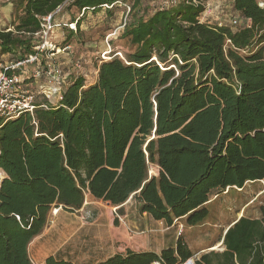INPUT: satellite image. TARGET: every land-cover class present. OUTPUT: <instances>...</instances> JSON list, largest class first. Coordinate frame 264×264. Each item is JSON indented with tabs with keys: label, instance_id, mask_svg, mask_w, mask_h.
<instances>
[{
	"label": "trees",
	"instance_id": "1",
	"mask_svg": "<svg viewBox=\"0 0 264 264\" xmlns=\"http://www.w3.org/2000/svg\"><path fill=\"white\" fill-rule=\"evenodd\" d=\"M260 2L234 0L243 19L236 27L205 22L202 0H177L140 17L142 0L14 2L13 24L0 28V58L9 55L12 63L35 53L43 19L60 7L52 21L70 39L82 18L58 22L66 8L85 10L84 17L105 5L129 6L121 39L131 50L101 61L90 85L69 75L55 104L38 94L33 71L23 78L35 109L0 124V264H32L29 246L52 208L77 213L87 196L121 215L132 199L156 221L196 227L211 221L215 198L264 180ZM72 23L76 31L65 26ZM260 215L241 218L225 235L226 251L195 264H264V206ZM193 257L180 235L175 248L127 250L97 264H185ZM46 264L73 263L49 257Z\"/></svg>",
	"mask_w": 264,
	"mask_h": 264
},
{
	"label": "rangeland",
	"instance_id": "2",
	"mask_svg": "<svg viewBox=\"0 0 264 264\" xmlns=\"http://www.w3.org/2000/svg\"><path fill=\"white\" fill-rule=\"evenodd\" d=\"M15 1L16 0H0V28L3 29L13 24ZM260 1L264 2V0ZM202 2L206 6L207 14H203L201 17L205 22H210L212 24L222 23L224 25L231 26V22L236 16V12L233 7V0H202ZM164 6L165 0H142L141 7L137 11V16L140 17L146 13L150 14L153 10H157ZM127 7L119 6L113 10H101L98 13L88 12L84 17H80L81 14L75 8H71V10H67L68 8H66L63 14L57 17L58 22L69 23L70 19L75 20L79 17L82 18L78 32L74 35H70V39L72 38L70 43H68L71 47L70 53L57 51L59 48L63 49L70 39L66 32V28H56L54 29L53 33L50 34V41L56 46V49L52 52H55L56 55L55 57L51 58L49 53V58L47 59L45 55L43 57L44 60L47 62L52 59L60 64L64 69L67 78L69 75L83 76L86 79L87 85L94 83L98 74L96 68L101 61L109 60L112 55L123 58L124 54L131 50L129 42L127 40L121 39L125 24L128 23L132 17V13L129 14ZM239 22L240 26L243 25V19L241 17ZM41 41L42 40L39 37H35L33 40L36 46ZM0 59L4 62H11L14 60L13 57L9 55H6ZM78 60L79 62L77 63ZM28 67L30 74V72L33 71V66ZM37 83L39 86L40 84H45L47 82L46 80L41 79L38 80ZM38 101L43 102V99L39 98ZM52 102L54 104L56 103L55 101ZM2 177L3 175L0 171V182ZM246 197L247 199L252 200L248 209V216H257L260 212V207L264 206V180L260 181L259 183H248L245 193L237 194L232 192L228 197H222L218 202L210 207V220L213 222H220L222 217L220 216L218 210L221 209V207H224V209L227 208V201H244L246 200ZM88 198L91 200V197L87 196L86 202ZM55 208L56 207L52 208L50 216L54 214ZM118 209L119 208L117 207H112L106 203L94 200V204L88 206L85 209L83 208L77 213H74L77 214L79 218L77 220L80 225L83 224L86 227L79 237L83 236L81 239H84L87 236L86 238L90 239L85 240L86 247L84 248H81L80 245L82 240L74 239L71 243V246L72 250L75 251V254L79 255L84 249L87 250V247L96 248L93 250L94 252L97 250L99 251L97 248L98 245L101 246V244L99 243V237L95 235L98 231L95 227L99 226L102 229L111 227V224H113L114 220L116 219H118L119 228L116 230L112 229V231H114L113 233L115 239L119 241L118 247H120L122 251L128 250V248H135L136 251H145L149 249L159 250L161 248L164 241L163 237L165 234H168V232H166L165 225H144L146 222L142 220L138 214H134L135 208L133 202L129 204L128 207L124 208L123 215L118 213ZM57 220L59 223H62L64 220H71V218L69 217L68 213H62ZM211 221L209 222V225L211 224ZM65 223L69 225V222ZM140 224H143V227H140ZM49 225H52V223ZM209 225L206 224L202 229L207 230ZM58 227L59 225L52 229L51 235L55 234V232H58V234L68 233L67 230L62 228L58 229ZM219 228L220 227H218V230ZM175 231L178 237L182 235L184 238L186 235L185 224H183V226H179V228ZM70 235L68 234L67 237ZM125 240H130L131 243L136 241L140 244L134 247L133 245H128V243H125ZM205 244L202 242V240H198V243L194 244L193 249L195 251H200L204 248ZM217 247L218 249L214 252L221 253L223 247ZM207 251L208 254L206 255H211V253H213L211 250ZM225 251H222V253Z\"/></svg>",
	"mask_w": 264,
	"mask_h": 264
},
{
	"label": "crops",
	"instance_id": "3",
	"mask_svg": "<svg viewBox=\"0 0 264 264\" xmlns=\"http://www.w3.org/2000/svg\"><path fill=\"white\" fill-rule=\"evenodd\" d=\"M234 2V0H233ZM12 13V12H10ZM239 14L236 13L235 18H238ZM37 85V82H36ZM245 190H240L237 189V191H232L237 194H242L245 193ZM232 192H229L228 190L220 195L219 197L215 198L212 202L213 205L218 202L222 197H228L231 195ZM134 203V208H135V215L138 214V216L144 220L146 223L144 225L146 226H158V225H165L166 226V232L168 234H165L163 237V244L159 250L156 249H149L145 251H136L135 248L128 250L136 251V252H155V253H160L162 250L167 249V248H175L176 243L178 240V235L176 234V229L179 228V226H183L184 221L182 220H176L172 226H168L162 221H156L154 220L151 216L148 214H141L138 211L137 205L135 201L130 199L125 205V207H128L129 204ZM252 200L247 199L246 200H234L233 202L227 201V208L224 209V207H221L219 209V214L222 217L220 222H213L211 221V224L206 223L209 225V228L207 230L202 229L203 226L206 224L196 226V227H187L186 225V235L184 236V240L188 244L190 250L194 253V260H199L203 255L208 254L207 250H211L214 252V248L219 246L223 247L222 251L226 250V247L224 246V238L227 233V231L233 227L242 217L250 219V220H259L261 218L260 212L258 213L257 216L255 217H249L248 216V209L251 205ZM94 204V199L91 198V200L88 198L87 202L85 203L84 209L87 208L88 206ZM62 213H68L69 217L71 220H64L62 223L58 222V218ZM247 215V216H245ZM78 216L77 214L70 213L68 211H65L63 208H55V212L53 215L49 216V222L48 225L39 237L34 239L32 243L29 246V255L32 260V264H46V260L49 257H55L56 259L59 260H66L70 261L73 264H97L99 262H103L107 260L108 258L114 256L115 254L118 253H125V251H122L120 247H118V240L115 239L114 236V231L117 228H119V224L115 225V220L114 223L111 224V227L108 228H100L99 226H96L95 228L99 231L95 234L97 237H99V243L101 244L98 245L99 251L97 250L94 252L93 250L96 248H89L87 247V250L84 249L83 252L78 255L75 254V251L72 250L71 243L74 239H79L82 240L81 242V248L86 247L85 246V240H90L89 238H83L79 237L82 233L83 230L86 229L85 225H80L78 222ZM65 222H69V225L66 224ZM52 223V225H49ZM65 224V225H64ZM59 225V228H62L64 230H67L66 233H59L58 232L55 234L51 235V231L54 227ZM78 226V227H77ZM143 227V224H140V227ZM218 227L219 230H218ZM57 229V228H55ZM221 229V230H220ZM108 230V231H106ZM205 230V231H204ZM175 235H174V234ZM70 235L67 237V235ZM134 239V237H133ZM198 240H202L204 242L205 246L203 249L200 251H195L193 249L194 244L198 243ZM174 242V243H173ZM125 243H128V245H133L134 247L138 246L140 243L133 241L132 243L130 240H125ZM132 248V247H131ZM86 250V251H85ZM221 251V253H222ZM219 253V252H218ZM82 254V256H81ZM73 255V256H71ZM70 256V257H69Z\"/></svg>",
	"mask_w": 264,
	"mask_h": 264
},
{
	"label": "built area",
	"instance_id": "4",
	"mask_svg": "<svg viewBox=\"0 0 264 264\" xmlns=\"http://www.w3.org/2000/svg\"><path fill=\"white\" fill-rule=\"evenodd\" d=\"M177 0H165V6L162 8H169L175 4ZM114 6H104V10H112ZM260 7H264V2H260ZM128 12L131 8L128 6ZM63 7H60L56 12L43 19L42 31L36 34L42 41L35 47V53L29 56L25 61H19L16 63H10L6 66L0 64V124L11 120L19 116L23 112L33 113L35 96L32 95L23 86L24 77L33 78L36 81L44 79L47 83L36 86L39 95H42L49 102L56 98L61 100V93L64 84L66 83L67 75L63 71L60 64L50 59L47 61L46 66L43 68V56L50 53V57H55L56 46L50 41V34L54 29L62 27L61 25L53 24V17L55 14L61 12ZM210 11V10H209ZM85 10L82 11L80 17H83ZM210 13V12H209ZM204 14H207L206 11ZM234 27L239 25V19L234 18L232 20ZM68 26L71 30L76 31L77 24L72 23ZM71 47L65 46L63 49H57L58 52L70 53ZM26 66H33L34 70L29 77V71H22V73H9L10 71L20 70L26 68ZM31 73V72H30ZM38 84V83H37ZM1 183V182H0ZM185 264H195V260L192 258Z\"/></svg>",
	"mask_w": 264,
	"mask_h": 264
},
{
	"label": "bare ground",
	"instance_id": "5",
	"mask_svg": "<svg viewBox=\"0 0 264 264\" xmlns=\"http://www.w3.org/2000/svg\"><path fill=\"white\" fill-rule=\"evenodd\" d=\"M217 249H218V247H215V248H214V250H217Z\"/></svg>",
	"mask_w": 264,
	"mask_h": 264
}]
</instances>
